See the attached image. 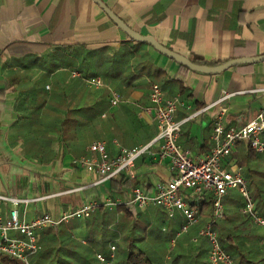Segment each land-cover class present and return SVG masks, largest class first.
Segmentation results:
<instances>
[{"label":"crops","instance_id":"obj_1","mask_svg":"<svg viewBox=\"0 0 264 264\" xmlns=\"http://www.w3.org/2000/svg\"><path fill=\"white\" fill-rule=\"evenodd\" d=\"M102 1L134 30L194 62L217 65L264 55V0ZM92 76L105 85L89 86ZM153 83L165 98L179 96V144L192 157H203L214 146L221 105L227 107L226 126L236 128L264 104V61L220 73L186 70L152 45L131 40L95 0H0V193L41 197L17 207L28 221L99 203L86 218L39 231L41 247L32 264H103L98 254L124 264L130 249L162 241L168 250L176 243L181 250L206 246L198 232L211 216L212 205L202 208L211 193L186 191L187 202L200 209V221L186 231L180 211L169 216L159 206L128 203L135 186L152 194L158 182L173 176L170 159L158 156V125L148 109ZM113 90L121 95L117 105L110 102ZM223 90L232 96L205 109ZM96 140H105L111 154L117 152L114 140L126 147L152 144L130 173L99 182L97 172L74 164L91 154L89 145ZM246 145L237 142L228 161L242 166L248 185L252 175L251 183L264 187V152H248ZM246 169L252 171L248 176ZM108 199L124 203L108 207ZM12 208L0 200V216L7 218ZM151 229L161 237H153ZM10 236L21 234L10 231ZM258 238L246 239L263 244ZM184 253L176 264L194 257ZM159 255L170 264L169 251Z\"/></svg>","mask_w":264,"mask_h":264},{"label":"built area","instance_id":"obj_2","mask_svg":"<svg viewBox=\"0 0 264 264\" xmlns=\"http://www.w3.org/2000/svg\"><path fill=\"white\" fill-rule=\"evenodd\" d=\"M87 82L89 86L93 87L105 85L99 76L89 77ZM231 96V92L223 90L217 101L205 106V109L222 104ZM149 97L151 106L148 109L154 112L158 125L155 140H161L158 156L170 159L173 176L168 181L158 182L152 194H148L141 187L135 186L128 203L140 208L151 205L159 206L164 208L169 216L180 211L186 218L182 231H186L200 221V209L198 206H193L187 202L186 191L194 195L211 193L213 196L212 215L198 232V235L205 237L210 245L207 258L203 264H236L232 255L221 245L215 226L225 216L224 197L231 189H237L244 199L242 212L248 215L253 222L264 226V217L255 208V201L249 190L248 181L243 174L242 166L232 165L228 161L239 141L246 142L256 153L264 152V104L252 119L236 128L226 126L227 107L221 105L213 125L214 146L207 155L192 157L178 141L183 124V121L176 118L177 109L181 103L179 96L165 98L161 87L157 83H153ZM120 101L121 95L113 90L110 98L111 104L117 105ZM114 143L117 146V152L111 154L105 140L92 142L88 148L91 154L74 159L75 166L97 172L100 182L123 173H130L136 160L147 153L152 144L150 142L126 147L120 144L118 140H114ZM40 198L0 193L1 201L13 205L7 218L0 216V255L13 257L22 264H32L31 257L41 247L39 231L68 222L73 218H86L90 216L95 207L99 206L98 202L91 201L63 212L58 218L45 213L29 221L23 219L17 207ZM123 203L124 201L121 199L105 201V205L108 207ZM10 231H17L21 236L12 237ZM112 248L114 249L115 246ZM97 257L103 264H111V260H108L104 255L98 254Z\"/></svg>","mask_w":264,"mask_h":264},{"label":"trees","instance_id":"obj_3","mask_svg":"<svg viewBox=\"0 0 264 264\" xmlns=\"http://www.w3.org/2000/svg\"><path fill=\"white\" fill-rule=\"evenodd\" d=\"M139 42L146 43L142 41ZM235 56H244V55H239L235 53ZM199 64H204V63H199ZM247 64H252V63H242L238 65H247ZM181 67L186 70L189 69L187 66L183 64H181ZM84 76L86 77L87 75L85 74ZM246 149L248 150V152L251 153L254 152L248 144L246 145ZM244 173L245 175L248 176L249 173H252V171L250 169H246ZM251 177L252 175H249L248 187L255 201V208L257 212L264 217V187H260L259 185L253 182L251 183L250 181V179H252ZM224 204L226 207L228 206L225 216L223 219L219 220L215 226V229L218 232L221 245L225 250H227L232 255L236 264H264V243L260 244L259 241L253 242L246 239L249 236H257L261 239H264V231H261V229L257 227L260 226L264 228V226H261L253 222V220L248 215L242 212L244 199L239 191L237 190L229 191L227 195L224 197ZM211 205L213 210L212 195L207 197V199L205 198L204 202L202 203V208L209 207ZM249 222L254 223L255 226L252 227L253 229L248 228L252 226V224ZM143 230L145 232V229ZM160 232H161V228H160ZM151 233L154 234L153 237L159 239L158 236L160 235V233H158V231L156 232V230L154 231V229H151ZM205 241H206V246L203 248L200 247L198 251H196L194 246L192 247L188 246L181 250L180 246L177 243L175 244L174 247L171 248V250H168V248L165 246L163 241L159 243H154V246L149 245L147 246L146 249L138 248L137 252L130 249L127 259L124 261V264H163V259H161V256L160 255L156 256V255L157 253L162 254L163 252L165 254L167 251H169L171 257L170 264H176L180 252L183 253L185 252L184 253L185 255L187 253L192 252V254L194 255V257L191 258L190 260L187 256L184 260V264H203L205 260L201 261V259L204 255H208L210 248L207 239H205ZM259 255H262L261 260L257 259V256ZM0 264H21V263L13 257L7 255H0Z\"/></svg>","mask_w":264,"mask_h":264},{"label":"water","instance_id":"obj_4","mask_svg":"<svg viewBox=\"0 0 264 264\" xmlns=\"http://www.w3.org/2000/svg\"><path fill=\"white\" fill-rule=\"evenodd\" d=\"M109 15V17L130 37L135 41H142L152 45L155 49L160 51L161 53L167 55L168 57L178 61L179 63L187 66L188 68L200 72L207 73H220L227 68L232 66L242 64V63H254L258 61H264V55H258L253 57H237L229 59L221 64L217 65H207V64H199L192 61L190 58L177 53L170 49L169 47L163 45L159 41H157L154 37L149 35H143L138 31L131 28L123 19H121L106 3L102 0H95Z\"/></svg>","mask_w":264,"mask_h":264},{"label":"rangeland","instance_id":"obj_5","mask_svg":"<svg viewBox=\"0 0 264 264\" xmlns=\"http://www.w3.org/2000/svg\"><path fill=\"white\" fill-rule=\"evenodd\" d=\"M249 223H251L252 226H251V227H248V228L253 229L252 227L255 226L254 223H253V222H249ZM257 227H258L259 229H261V231H264V228H262V227H260V226H257Z\"/></svg>","mask_w":264,"mask_h":264}]
</instances>
